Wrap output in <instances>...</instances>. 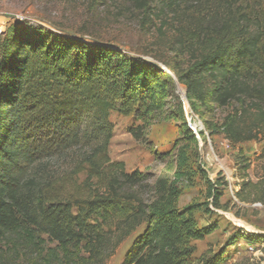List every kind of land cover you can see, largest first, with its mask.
<instances>
[{
    "label": "trees",
    "instance_id": "16d2710c",
    "mask_svg": "<svg viewBox=\"0 0 264 264\" xmlns=\"http://www.w3.org/2000/svg\"><path fill=\"white\" fill-rule=\"evenodd\" d=\"M194 3L206 24L178 41L177 53L187 63L174 73V82L190 109L236 105L219 127L233 147L264 139V0ZM139 6L147 11L142 1ZM171 80L158 66L114 47L53 39L24 25L0 32V250L30 252L41 264H102L114 235L127 237L144 226L121 264L226 262L220 254L193 261V242L217 226H197L193 214L203 205L177 208L178 183L186 176L183 150L173 180L158 182L150 204L122 193L124 186L141 185L144 175L125 172L108 154L111 114L141 123L158 115L170 97ZM143 130L144 125L132 135L138 139ZM184 132L197 144L187 127ZM75 148L86 150L73 172L85 175L80 185L73 177L46 179L41 164ZM236 166L241 179L236 199L264 204V178L248 179L250 164L241 151ZM220 182L208 181L215 208ZM244 236L234 240H256Z\"/></svg>",
    "mask_w": 264,
    "mask_h": 264
},
{
    "label": "rangeland",
    "instance_id": "374dc122",
    "mask_svg": "<svg viewBox=\"0 0 264 264\" xmlns=\"http://www.w3.org/2000/svg\"><path fill=\"white\" fill-rule=\"evenodd\" d=\"M141 1L143 9H147L145 12L139 6ZM197 8L194 0H0V32L11 25H24L28 29H42L53 39L114 47L131 58L158 66L169 75L173 86L163 112L143 123L133 116L116 113L110 116L113 137L108 154L111 161L122 162L127 173L138 171L144 175L141 185L124 186L122 193L145 204L152 203L158 196V182L173 180L179 152L183 150L187 156L186 176L178 183L181 194L177 208L203 205L204 208L193 214L197 226H217L210 236L193 242V261L199 263L220 254L226 259L223 264H264V204L241 203L235 197L241 183L236 166L238 151L250 164L248 179L256 182L264 178V139L235 147L230 145L219 127L224 117L236 108L234 104L208 109L191 106L208 140L196 144L184 132L185 117L180 109L182 101L187 100L173 75L184 70L187 63L186 57L177 53L178 41L188 40L193 31L206 24L205 20L198 19ZM142 125L145 130L136 139L132 131L140 130ZM85 152L83 148L71 149L42 163L47 171L46 179L58 183L65 177H73L80 185L85 175L74 176L73 172L80 167ZM216 180H221L219 208L210 205L208 197V181ZM143 228L140 226L127 237L125 232L114 235L103 254L102 264H121ZM239 233L244 237L253 235L256 240H234ZM46 246L53 248L54 244L46 241ZM0 264L41 263L30 252L0 250Z\"/></svg>",
    "mask_w": 264,
    "mask_h": 264
},
{
    "label": "built area",
    "instance_id": "2783aa9c",
    "mask_svg": "<svg viewBox=\"0 0 264 264\" xmlns=\"http://www.w3.org/2000/svg\"><path fill=\"white\" fill-rule=\"evenodd\" d=\"M182 109L185 117L186 127L195 136L197 144H201L203 141L208 140V135L204 130L202 123L199 121L197 116L193 115L187 101H182Z\"/></svg>",
    "mask_w": 264,
    "mask_h": 264
}]
</instances>
